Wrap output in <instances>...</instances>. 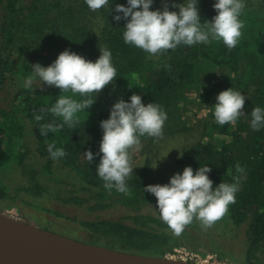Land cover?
<instances>
[{"label": "trees", "instance_id": "16d2710c", "mask_svg": "<svg viewBox=\"0 0 264 264\" xmlns=\"http://www.w3.org/2000/svg\"><path fill=\"white\" fill-rule=\"evenodd\" d=\"M157 1L162 9V0ZM215 2L198 0L202 23L211 21L217 14L213 8ZM172 3L176 0H168L169 10L176 11L171 8ZM244 3L240 16L244 25L242 35L231 51L223 42L212 41L209 44L180 45L175 50L150 56L124 43L126 21L117 23L113 20L114 12L110 13L116 4L126 6L127 0H109L96 12L88 8L85 0H0V94L4 90L8 92L7 87L13 89L12 95L8 92L9 109L0 107V167L13 154L21 164L25 152L20 149L31 139V145H37L36 157L42 163V174L47 175L49 182L38 188L37 196L50 197L49 192L59 188L54 198L62 204H73L92 212L113 207L127 210V215L116 221L80 222L88 232V244L164 257L178 244L173 243L169 233L165 232L168 228L159 218L156 198L143 191L149 185L148 161L127 179L129 191L119 193L103 187L104 182L95 171L100 157L96 156L89 164L84 152L89 149L94 154L99 152L100 142L89 137L102 138L100 122L109 117L110 109L118 99L129 101L135 93L142 97L145 105L155 102L167 117L174 116L171 110L184 102L183 92L191 90L192 85L202 86L197 84L200 75L209 69H223L224 83L217 81L212 88L203 86V96L210 109L207 135L204 141L182 152L175 173L182 172L186 166H191L195 172L201 165H208L212 169L208 175L213 187L221 182L233 183V177L240 175L236 202L230 204L224 218L209 229L221 236L245 224L241 258L245 264H263L264 128L260 131L251 129L250 113L253 107L264 109V0H244ZM100 48H107L112 53V63L117 70L114 85L109 84L102 90L91 109L76 114L80 123L74 129L65 125L56 133L41 136L40 124L61 123L62 119L45 112L43 120L37 122L34 116L39 113L35 110L51 107L61 92L47 85H42L39 90L33 86L25 89L23 83L32 74V65L40 63L47 67L66 49L95 62L101 55ZM212 79L216 78H209V82ZM229 88L247 94L246 115L241 116L235 125L220 126L215 121L213 106L217 95ZM214 94L216 97L212 98ZM73 98L81 99L79 96ZM26 124L30 125L29 130L25 128ZM140 139L149 143L157 140L147 136ZM48 144L63 148L67 155L53 160L47 151ZM237 163L244 168L243 174L236 173ZM4 189L0 181V199ZM69 193L74 194L69 197ZM152 210L155 214L149 212ZM191 227H200L199 221L194 220L186 228Z\"/></svg>", "mask_w": 264, "mask_h": 264}, {"label": "clouds", "instance_id": "9594fccd", "mask_svg": "<svg viewBox=\"0 0 264 264\" xmlns=\"http://www.w3.org/2000/svg\"><path fill=\"white\" fill-rule=\"evenodd\" d=\"M153 2L154 0H127L126 6L116 4L110 10V13L114 12V21H126L123 28L124 43L139 48L150 56L175 50L180 45L193 46L212 41L223 42L231 51L242 35L244 25L240 16L245 8L244 0H216L213 8L217 14L211 21L205 20L203 23L198 0L172 3L171 8H178V12L169 10L168 0H162V9L150 10ZM85 3L91 11L96 12L105 7L109 0H85ZM100 53L93 62L66 49L47 67L40 63L32 65V74L23 83L25 89H32L33 84L39 81L38 88L47 85L56 87L61 92L51 107L35 110L39 113L34 116L37 122L43 120L45 112L62 119L61 123L53 121L40 124L41 136L56 133L65 125L74 129L80 123L76 114L91 109L102 90L109 84L114 85L117 70L112 63V53L107 48H100ZM76 96L81 99H74ZM246 99L241 92L232 88L221 91L213 106L216 123L220 126L235 125L241 116L246 115ZM250 115V127L253 131L264 128V109L253 107ZM167 118V113L159 104L152 102L145 105L142 97L135 93L130 96L129 101L120 98L113 104L109 117L100 122L103 135L99 152L94 154L90 149L84 152L89 164L93 163L96 156L100 157L95 171L104 182L106 190L115 189L119 193L129 191L126 181L134 174L135 169L131 163L130 150L141 149V137L163 139V127ZM47 151L53 160L67 155L63 148H56L54 144H48ZM180 154L182 157L183 153ZM157 167L156 162L152 168ZM211 170L208 165H201L194 172L191 166H186L182 172L171 176L168 183L150 184L143 188L144 192L156 198L155 208L159 218L173 235L179 237L194 220L199 221L204 230L211 228L228 213L229 205L236 202L240 175L233 177V183L221 182L213 187V181L208 175ZM235 170L238 174L244 173V168L239 163Z\"/></svg>", "mask_w": 264, "mask_h": 264}, {"label": "rangeland", "instance_id": "374dc122", "mask_svg": "<svg viewBox=\"0 0 264 264\" xmlns=\"http://www.w3.org/2000/svg\"><path fill=\"white\" fill-rule=\"evenodd\" d=\"M182 3H184V0H176V4ZM152 7L161 9L157 0H154ZM176 11L178 12L179 9L176 8ZM225 76V70L223 69H209L199 76L197 84H202V86L192 85L191 90L186 89L183 92L184 102L176 105L171 110L174 116H169L170 119L165 121L163 139H158L153 143L142 142L139 151L130 150L131 163L135 168L133 170L134 174L144 166L147 160L149 164L147 183L149 185H163L169 182L170 177L175 174V165L181 157L180 153L195 143L204 141L207 135L206 122L209 120L210 109L208 101L203 96L205 89L203 86L206 85L212 88V85L217 81L224 83ZM213 77L216 79L209 82V78ZM33 87L36 90L40 89L38 88V82H35ZM7 91L12 95V88L7 87ZM8 92L4 90L0 94L1 108L9 109L10 97ZM241 94L247 97V94L242 92ZM214 97H216V94L212 98ZM212 101L213 99H211ZM29 127L30 125L26 124L25 128L29 130ZM89 138H94L96 142H100L102 139L94 136ZM26 144L20 149V152H25V159L21 164L17 163V159L13 154L8 162L0 167V181L5 187L4 194L0 199V215L32 224L86 244H88L86 240L88 232L80 226V222L116 221L127 215V210L120 207L92 212L73 204H62L54 198L57 196L59 188H53L56 191H50V197L37 196L38 188L43 184L47 185L49 182L46 180L47 175L42 174V163L38 162L39 159L36 157V143L31 145L32 140L29 139ZM162 158H164L162 161H158ZM156 162L158 167L153 169L152 167ZM73 194L69 193L68 196L71 197ZM149 212L155 214L154 210ZM245 230L246 225L243 224L237 230L226 231L219 236L216 231L211 229L204 230L201 227H191V229L185 228L183 233L177 237L167 229L165 232L169 233L168 236L172 242L178 245L162 258L174 260L172 256L177 251H184L201 259L211 258L212 261L209 264L212 262L245 264L241 258L245 243Z\"/></svg>", "mask_w": 264, "mask_h": 264}, {"label": "water", "instance_id": "95a60500", "mask_svg": "<svg viewBox=\"0 0 264 264\" xmlns=\"http://www.w3.org/2000/svg\"><path fill=\"white\" fill-rule=\"evenodd\" d=\"M0 264H189L82 243L0 215Z\"/></svg>", "mask_w": 264, "mask_h": 264}, {"label": "built area", "instance_id": "2783aa9c", "mask_svg": "<svg viewBox=\"0 0 264 264\" xmlns=\"http://www.w3.org/2000/svg\"><path fill=\"white\" fill-rule=\"evenodd\" d=\"M172 259H174L175 261H180L189 264H209L210 261H212V259L209 257L205 259H201L196 255L184 251L183 252L177 251L176 254L172 256ZM211 264H219V263L212 262Z\"/></svg>", "mask_w": 264, "mask_h": 264}]
</instances>
